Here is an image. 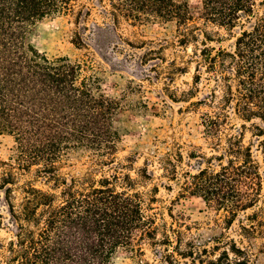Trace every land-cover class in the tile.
<instances>
[{"label": "trees", "instance_id": "trees-1", "mask_svg": "<svg viewBox=\"0 0 264 264\" xmlns=\"http://www.w3.org/2000/svg\"><path fill=\"white\" fill-rule=\"evenodd\" d=\"M98 2L115 21L121 16L135 22H175L181 45L193 40L200 44L194 51L199 58L195 90L202 69L208 80L222 87L221 102H216L214 90L207 100L193 103L217 104L204 117L213 149L222 146L232 105L243 120L264 121V13L249 27L242 21L250 22L264 0H202L200 9H192L187 0ZM91 11L80 0H0V135H11L19 151L17 166L6 163L11 170L0 185L10 219L16 224L7 245L0 243V264H111L121 248L142 255L146 240L163 242L158 238L156 218L143 209L141 192L132 191L136 179L120 171L126 165L115 156L120 135L114 116L120 101L100 92V78L90 60L49 56L28 41L38 22L64 16L74 25L73 44L86 47L83 32L90 31ZM197 18L231 33L236 27L241 30L233 35L230 48L215 47L209 45L214 40L209 35L198 40ZM97 28L93 35L99 37ZM258 128L257 149L264 158V130ZM225 145L219 155H197L210 164L214 159L222 163L217 170L208 165L196 173L183 171L182 188L237 216L238 211L261 201L262 176L253 145H246L242 134L227 135ZM80 149L91 153L95 171L62 176V158ZM168 162L172 165L169 177L177 180V165L170 158ZM34 165L38 176L52 183L50 189L26 181L18 187L22 198L16 204L14 186L18 183L13 168L29 171ZM113 165L112 174L96 173ZM142 177L150 178L146 169Z\"/></svg>", "mask_w": 264, "mask_h": 264}, {"label": "rangeland", "instance_id": "rangeland-1", "mask_svg": "<svg viewBox=\"0 0 264 264\" xmlns=\"http://www.w3.org/2000/svg\"><path fill=\"white\" fill-rule=\"evenodd\" d=\"M80 1L92 9L88 19L90 31L83 32L86 47L73 44L74 25L64 16L38 22L31 28L28 41L49 56L90 60L100 78V92L120 101L114 116V127L120 135L115 156L126 165L120 171L136 179L132 191L141 192L143 209L156 218L158 238L163 242L152 244L146 240L142 255L121 248L111 264H264V158L257 149L255 136L258 127L264 130V121H245L232 105L228 109L230 118L224 128L222 146L213 149V139L205 133L204 117L205 113L214 112L217 104L193 103L207 100L214 90L216 102H221L222 87L215 80H208L202 69V80L195 90L199 58L194 51L200 44L193 40L181 45L175 22H135L121 16L115 21L98 0ZM187 1L192 9L202 6V0ZM255 10L256 16L250 22L242 19L246 27L264 13V5H258ZM195 24L198 40L201 42L204 35H209L214 40L208 43L215 47L230 48L233 35L241 30L236 27L231 33L199 18ZM95 28L100 31L99 37L93 35ZM230 134H242L244 143L253 145L262 176L261 201L253 208L238 211L237 216H232L228 208L207 203L203 197L182 188L183 171L196 173L208 165L219 169L222 161L214 159L210 164L197 155L223 153L226 136ZM18 154L14 138L1 134L0 185L3 175L11 170L6 163L17 166ZM168 158L177 165V180L169 177L172 165ZM93 165L88 150H74L62 158L59 172L65 177L82 176L95 171ZM114 166L103 167L96 173L112 174ZM37 168L35 165L29 171L13 168L18 183L14 186L16 204L22 198L18 187L26 181L50 189L52 183L38 176ZM145 169L150 178L142 177ZM0 215V243L7 245L16 224L10 219L5 191L1 188Z\"/></svg>", "mask_w": 264, "mask_h": 264}]
</instances>
